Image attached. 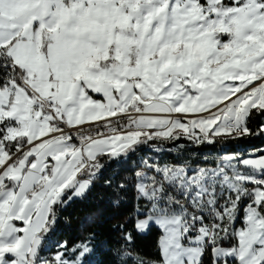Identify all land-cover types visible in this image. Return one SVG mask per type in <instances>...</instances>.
I'll return each mask as SVG.
<instances>
[{"label": "snow or ice", "instance_id": "obj_1", "mask_svg": "<svg viewBox=\"0 0 264 264\" xmlns=\"http://www.w3.org/2000/svg\"><path fill=\"white\" fill-rule=\"evenodd\" d=\"M0 264H264V0H0Z\"/></svg>", "mask_w": 264, "mask_h": 264}, {"label": "trees", "instance_id": "obj_2", "mask_svg": "<svg viewBox=\"0 0 264 264\" xmlns=\"http://www.w3.org/2000/svg\"><path fill=\"white\" fill-rule=\"evenodd\" d=\"M179 144L185 145V151L195 154V152H209L212 151L210 147H204L201 149H193L192 146L187 145L186 141H179ZM241 146H246V145H241ZM166 149L173 147L171 145H166ZM219 148V146H217ZM145 152H148V149L144 150ZM178 150L173 147L172 152L176 153ZM151 154V153H149ZM165 158H172L169 153L166 151L164 153ZM115 167V166H113ZM115 215L113 210L111 209H106L104 213V218L103 220L98 224L96 227V230L98 231L100 238H108V239H113L115 237V233L111 231L113 225L116 223V220L112 219V217ZM65 216L69 218L68 223H64L63 221L61 222L60 228L61 231L64 233L66 237H73L77 234L79 226H80V220L83 216V213L80 211L79 208L76 206H73L68 209V212L65 213ZM138 245L144 249L145 251H150L151 250V241L150 239H141L137 241Z\"/></svg>", "mask_w": 264, "mask_h": 264}, {"label": "built area", "instance_id": "obj_3", "mask_svg": "<svg viewBox=\"0 0 264 264\" xmlns=\"http://www.w3.org/2000/svg\"><path fill=\"white\" fill-rule=\"evenodd\" d=\"M173 150V147H170Z\"/></svg>", "mask_w": 264, "mask_h": 264}]
</instances>
